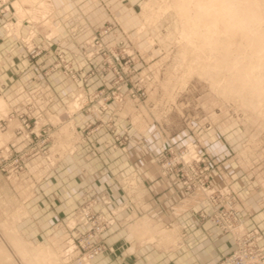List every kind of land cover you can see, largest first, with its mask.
Returning a JSON list of instances; mask_svg holds the SVG:
<instances>
[{"label": "rangeland", "instance_id": "rangeland-1", "mask_svg": "<svg viewBox=\"0 0 264 264\" xmlns=\"http://www.w3.org/2000/svg\"><path fill=\"white\" fill-rule=\"evenodd\" d=\"M252 4L260 22L243 34L188 0H0V264H81L103 242L86 264L135 259L145 238L148 258H171L179 210L235 247L256 230L235 181L264 186V0ZM148 193L167 194L157 215L115 246L119 215Z\"/></svg>", "mask_w": 264, "mask_h": 264}, {"label": "crops", "instance_id": "crops-1", "mask_svg": "<svg viewBox=\"0 0 264 264\" xmlns=\"http://www.w3.org/2000/svg\"><path fill=\"white\" fill-rule=\"evenodd\" d=\"M237 182L240 195L242 197V204L240 209L241 219L248 229L255 228L258 234L261 235L259 244L264 248V186L257 184L256 188H251L252 182L249 179L239 178L235 179ZM167 194L155 195L148 193V200L145 201V209L143 211L131 212L129 210L119 215L121 220L120 224L112 228L114 235L111 237V242L115 246H121L127 243H137L132 235L125 236V232H141L135 229L137 221L136 218H143L144 222L148 224V218H153L152 204L155 201L165 199ZM157 196V197H155ZM162 211V210H160ZM190 213V212H189ZM176 221L178 224L183 225V232L185 231L184 238L182 239V247L178 244L177 248L180 251L176 252L175 256L170 254L171 258L161 259L174 264H220L221 260L232 252L235 248V242L230 233H223L209 218L202 219L198 215L190 216L184 210H179L176 213ZM146 224V225H147ZM148 228V225H147ZM147 232V231H144ZM148 237V236H146ZM143 244L146 247V255L133 258H122L126 250H117L113 254L103 256L98 259V264H160V260L148 258V240L145 238ZM160 261V262H159Z\"/></svg>", "mask_w": 264, "mask_h": 264}, {"label": "bare ground", "instance_id": "bare-ground-1", "mask_svg": "<svg viewBox=\"0 0 264 264\" xmlns=\"http://www.w3.org/2000/svg\"><path fill=\"white\" fill-rule=\"evenodd\" d=\"M252 1H256V0H243L242 3L239 1L238 2L236 1L238 4H233L232 0H188V2H195V7H196L195 15L196 14L197 15H205L207 12L210 13L211 14V20L209 23H211V24L217 22V20H219V19L224 18L225 21L229 20L228 26L233 31H235V32L240 31L243 34H247L246 29H248L247 28V26L249 27L248 23L252 19H253L252 21L256 22V24L258 23V21L260 22V17H259L258 21L254 20V18H256V17L258 18V15L260 16V13L257 14V16H256L257 12H255ZM255 3H257V2H255ZM182 8H183V10H185V8L183 6H182ZM262 17H264V16H262ZM222 21H224V20H222ZM261 21H263V20H261ZM250 23H252V22H250ZM258 44L256 43L257 49L259 48ZM263 46H264V44H263ZM262 50H263V48H262ZM258 56L256 58H259L261 55L259 57ZM261 58H263V57L261 56L259 58V60H261ZM252 60H253V58H252ZM240 76H242V74H240ZM254 77H256V79H255L256 82L257 83L259 82V84H257V83L256 84L257 85L261 84V86L264 87L263 86L264 75L255 74ZM262 87H260V88H262ZM258 88H259V86H258ZM137 226L138 227H135V229L140 230L141 227L139 225H137ZM144 230L148 231V228H144ZM166 234L168 235V233H166Z\"/></svg>", "mask_w": 264, "mask_h": 264}, {"label": "built area", "instance_id": "built-area-1", "mask_svg": "<svg viewBox=\"0 0 264 264\" xmlns=\"http://www.w3.org/2000/svg\"><path fill=\"white\" fill-rule=\"evenodd\" d=\"M234 216V215H233ZM226 219L225 217L218 220L219 225L225 231H232L234 220ZM102 226L101 230H103ZM236 240V247L234 250L223 258L221 264H264V248L258 244L260 235L257 230H241L233 233ZM112 250V247H108L105 242L92 245L89 252L85 253L79 262L81 264L88 263V259L92 258L100 253Z\"/></svg>", "mask_w": 264, "mask_h": 264}]
</instances>
